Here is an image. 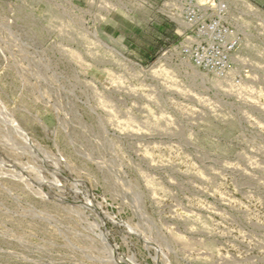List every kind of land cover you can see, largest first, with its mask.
<instances>
[{"label": "rangeland", "instance_id": "rangeland-1", "mask_svg": "<svg viewBox=\"0 0 264 264\" xmlns=\"http://www.w3.org/2000/svg\"><path fill=\"white\" fill-rule=\"evenodd\" d=\"M231 1L218 77L183 0H0V264H264V0Z\"/></svg>", "mask_w": 264, "mask_h": 264}, {"label": "built area", "instance_id": "built-area-1", "mask_svg": "<svg viewBox=\"0 0 264 264\" xmlns=\"http://www.w3.org/2000/svg\"><path fill=\"white\" fill-rule=\"evenodd\" d=\"M231 0H183L180 53L196 70L225 77L239 46L230 24Z\"/></svg>", "mask_w": 264, "mask_h": 264}, {"label": "bare ground", "instance_id": "bare-ground-1", "mask_svg": "<svg viewBox=\"0 0 264 264\" xmlns=\"http://www.w3.org/2000/svg\"><path fill=\"white\" fill-rule=\"evenodd\" d=\"M198 1H201V2H207V1H209V0H198ZM238 171V170H237Z\"/></svg>", "mask_w": 264, "mask_h": 264}]
</instances>
